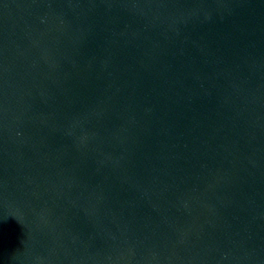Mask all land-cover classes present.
I'll return each mask as SVG.
<instances>
[{
    "label": "water",
    "instance_id": "95a60500",
    "mask_svg": "<svg viewBox=\"0 0 264 264\" xmlns=\"http://www.w3.org/2000/svg\"><path fill=\"white\" fill-rule=\"evenodd\" d=\"M0 264H264V0H0Z\"/></svg>",
    "mask_w": 264,
    "mask_h": 264
}]
</instances>
